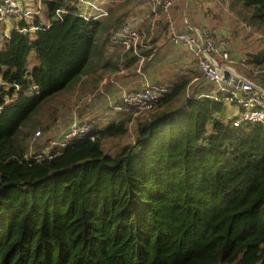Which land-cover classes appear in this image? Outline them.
Here are the masks:
<instances>
[{"label":"trees","instance_id":"1","mask_svg":"<svg viewBox=\"0 0 264 264\" xmlns=\"http://www.w3.org/2000/svg\"><path fill=\"white\" fill-rule=\"evenodd\" d=\"M46 5L49 27L14 32L0 49L8 84L0 88V264H264V126L235 127L223 118L226 105L209 97L154 113L186 81L152 109L100 129L94 141L50 161L24 160L31 133L56 125L62 105L48 119L38 114L86 72L102 26L70 0ZM231 5L262 29L264 0ZM59 9L70 13L55 20ZM255 56L262 63L264 51ZM32 86L39 95L26 96ZM130 133L131 143L104 151L105 140Z\"/></svg>","mask_w":264,"mask_h":264},{"label":"crops","instance_id":"2","mask_svg":"<svg viewBox=\"0 0 264 264\" xmlns=\"http://www.w3.org/2000/svg\"><path fill=\"white\" fill-rule=\"evenodd\" d=\"M46 1L56 0L23 1L25 10L34 14V23L38 21L43 26L51 23ZM91 1L107 12L106 16L98 19L101 22L106 19L104 32L100 40L96 42V51L91 56L86 72L64 91L65 102L62 106L60 103L58 122L48 130V133H64L76 121L96 122V115L104 106L110 113L104 116L105 120L108 119V123L121 119L126 114L114 111L113 107L128 90L153 86L162 89L165 95L173 87L186 81L188 83L187 97H208L216 93V86L204 79L191 53L184 47L173 45L168 24L160 11L155 13L152 7L148 9L145 0ZM98 13L92 9L89 15L96 16ZM172 17L180 31L207 26L227 37L233 57L237 60L244 59L247 63L246 67H242L246 68L243 73L233 66L235 71L250 80V75L256 74L254 66L258 63L252 57L261 53L250 54L242 49L239 50L237 45L251 47L260 33L251 31L250 25V27L246 25L244 30L245 22L237 11L235 13L229 7L227 9L220 0L216 2L176 0ZM31 21L25 18L0 22V49L4 47L12 34L21 28V23L30 25ZM127 23L142 33L140 56L104 40L103 36H106L108 29H117ZM255 81L264 90V77ZM236 109L238 110L237 107ZM43 127L46 128L45 125Z\"/></svg>","mask_w":264,"mask_h":264},{"label":"built area","instance_id":"3","mask_svg":"<svg viewBox=\"0 0 264 264\" xmlns=\"http://www.w3.org/2000/svg\"><path fill=\"white\" fill-rule=\"evenodd\" d=\"M24 0H0V22L5 20H22L29 18L30 25L20 28L21 33H35L43 27L34 23V14L26 11ZM84 12L80 14L86 20H96L106 16L107 12L98 7L91 0H70ZM176 0H150L153 11H160L169 27V36L175 46L184 47L198 64L202 76L208 82L216 86V93L208 96L216 103H224L226 106H236L238 112L231 117L235 127L244 124H261L264 126V90L252 80L239 76L234 65L246 67V60H237L233 57L230 42L227 37L207 26L186 31H180L174 24L172 9ZM98 11V15L89 16L90 10ZM70 13L67 9L56 11L55 20H62ZM50 25V24H49ZM49 25H45L49 27ZM8 38V36H6ZM142 33L131 24H124L112 32L110 42L113 46L140 56L139 46L142 42ZM229 71L231 80L227 81L223 73ZM237 82H233V81ZM258 86V87H257ZM8 87L4 77L0 74V88ZM26 96L39 95L35 86L25 92ZM163 91L153 86H145L136 90L125 91L119 103L113 107L114 111L129 114L133 111H144L155 107L162 98ZM44 128V127H43ZM100 126L94 121H76L69 129L60 134L49 132L43 135L41 130L36 131L31 139L28 151L24 156L27 162H42L52 160L69 145L83 139L95 140Z\"/></svg>","mask_w":264,"mask_h":264},{"label":"rangeland","instance_id":"4","mask_svg":"<svg viewBox=\"0 0 264 264\" xmlns=\"http://www.w3.org/2000/svg\"><path fill=\"white\" fill-rule=\"evenodd\" d=\"M213 1L216 2V0H213ZM220 2L225 4L227 6V9L229 7L230 10H233L236 13V11H235L236 9L234 10L232 8V5H230V0H220ZM105 20L102 21V26H101V29L99 30L98 34H97L96 42H98V40H100V38L103 35L104 25H105V22H106ZM243 22H245V21L243 20ZM249 25H250L249 22H245L244 25H243L244 26V30H245V26L246 27H250L251 26V25L250 26ZM261 27H262L261 30L256 29L253 26L250 27L251 31L254 30V31L260 33L259 36L257 37V39L255 40V42L253 43V45L251 47H247L246 45L242 46V45L238 44L237 48H239V50L242 49L245 52H249L250 54H253V53L260 54L262 51H264V25L261 26ZM246 32L247 31H245V33ZM247 34H248V32H247ZM252 59L254 60V57H252ZM259 59L261 60L262 58L260 57ZM28 61H29V64H28L29 68H33L34 66L38 65V63H39L34 52L30 53ZM254 61H256V60H254ZM234 67L241 73H243V71L246 69V68H242L239 65H234ZM254 68H255L256 74H254V75L251 74L250 78L255 83H257L255 80H259L260 78L262 79L264 77V60H263L262 63H260V64L258 63V65L255 63ZM19 96H20V92L16 91V93H14L13 99L10 100V101L16 100ZM187 96H188V91L185 90L174 101L169 102V103L163 105L162 107H160L158 109H155L154 113H156L158 115H161V114H163L164 112H167V111L175 110V109H178V108H183L185 106L184 102H185ZM64 102H65L64 94L60 95L58 98L53 99L52 101L49 102V104H47L42 109V111L38 114L37 119L40 120L41 118H44V117H46V119H48L49 116L51 115L50 114L51 111L54 108H56L57 105L60 104V103H62L61 105H64ZM237 111L238 110L236 109V106H234V105L233 106H231V105L226 106V111H225V114L223 116L224 120H227V119H229L231 117L236 116ZM106 114L110 115V113H108L107 107L104 106L96 115L95 121L101 128H105L106 126H108V124H110V123H108V119L107 120L104 119V116ZM44 125L46 126L47 124H43V125L37 127V129L31 133V136L29 137L28 142H27L28 145H30L31 139L33 138V135L36 133V131L41 130L43 132V135H47L48 134V130L46 131V129L43 128ZM132 140H133L132 133H130L127 137H124V138H121V139L105 140L104 144H103V148H104L105 152H113L114 153L118 149H120L123 145L131 143Z\"/></svg>","mask_w":264,"mask_h":264},{"label":"water","instance_id":"5","mask_svg":"<svg viewBox=\"0 0 264 264\" xmlns=\"http://www.w3.org/2000/svg\"><path fill=\"white\" fill-rule=\"evenodd\" d=\"M223 76H224V78H225L227 81L231 80V73H230L229 71H225V72L223 73ZM233 82H237V81L235 80V81H233Z\"/></svg>","mask_w":264,"mask_h":264},{"label":"bare ground","instance_id":"6","mask_svg":"<svg viewBox=\"0 0 264 264\" xmlns=\"http://www.w3.org/2000/svg\"><path fill=\"white\" fill-rule=\"evenodd\" d=\"M237 74L239 75V76H242V75H240L238 72H237ZM254 82V81H253ZM255 83V82H254ZM256 84V83H255ZM257 85V84H256ZM258 87V86H257ZM264 92V91H263Z\"/></svg>","mask_w":264,"mask_h":264}]
</instances>
